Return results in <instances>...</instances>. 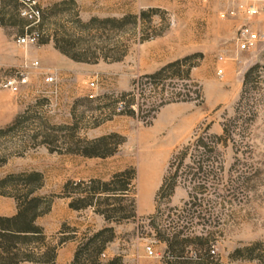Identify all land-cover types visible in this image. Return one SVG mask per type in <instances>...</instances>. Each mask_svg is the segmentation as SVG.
I'll list each match as a JSON object with an SVG mask.
<instances>
[{"label": "rangeland", "instance_id": "1", "mask_svg": "<svg viewBox=\"0 0 264 264\" xmlns=\"http://www.w3.org/2000/svg\"><path fill=\"white\" fill-rule=\"evenodd\" d=\"M37 1L44 12L40 26L44 40L57 36L58 39L79 41L80 48L90 50L94 57L110 56L106 50L116 41L121 51L127 52L121 62L100 59L98 62L86 63L91 65L92 73L77 90L57 96L53 93L47 97L49 90L43 87L36 96L31 97L28 93L29 84L22 87L21 93L17 95L18 100L23 102L19 114L29 111L28 120H23L14 132L0 137V156L3 150L21 151L23 145L27 146V150L21 156H12L0 167V181L9 176L34 172L42 175L41 182L38 181L42 188L36 195L52 200V205L50 212L37 220V225L45 230L49 240L65 224L77 230V244L84 242L85 237L113 228L112 233L104 234V238L111 241L103 252L106 258H100L103 264L108 262L110 253L116 252L120 254L115 257L119 259V264H124V255H128L130 261L141 255L146 258L147 264L158 261L160 256L163 260L164 253L154 240L149 218L157 215L159 206L161 214L155 220L157 223L163 226L181 225V218L169 209H181L188 201V190L182 186L176 189L169 201L156 199L169 162L179 148L193 139L199 128L210 125L211 132L220 135L222 124L226 123L232 129L239 128L236 140L244 141L245 144L238 154L234 153L232 145L223 147V156L216 159L217 163L223 162V185H218L223 190V197H206L217 204L205 230L214 240L212 249L218 263L260 264L232 262L230 255L238 248L258 243L262 247L255 254H264V44L256 50L240 52L236 42V33L242 25L250 24L255 30L264 31V16L251 19L222 16L237 2L250 4L248 0H133L131 9H128L132 15H138L134 13L140 8L159 10L153 17V23L149 25L138 21L134 25V21H129L120 33L113 35L99 33L95 29L83 31L78 21L89 23L93 18L120 19L124 16L113 17L100 13L83 19L78 4L73 0L53 3ZM19 4V0H0V28L6 27L8 40L4 47L9 56L16 60L14 65L0 68V80L16 76L22 71L30 79L43 77L36 74L40 66H33L34 62L20 67L24 61L22 49L31 47L24 48L16 44V38L28 25L19 16ZM150 27L157 32H164L163 37L173 38V48H178L179 59L194 54L202 55L191 60V64L197 65L191 76L203 86V102L173 103L155 113L162 99L157 87L145 81L143 85L134 86L135 81L152 74L151 69L161 66L165 61L163 58L143 59L141 51L144 43H140V39ZM227 64L234 66L233 80L224 88H211V84L222 82ZM252 68L254 72L245 87L244 102L239 109L242 88L237 87L242 85L245 74ZM44 83L49 85L45 78ZM91 83L95 87H91ZM177 83L173 80L166 82L165 97L179 90L180 87L174 86ZM0 92L13 95L9 90ZM126 94L131 95L125 97ZM131 101L135 104L133 109L138 104L143 111L139 118L120 113L124 104ZM112 114H115L112 119L107 120ZM153 116L155 119H152ZM235 118L236 122H232ZM43 125L64 128L47 131ZM45 131L53 142L50 149L29 146L28 137ZM101 139L106 140L98 144L99 152L113 155L90 158L68 153L86 150L90 147L89 143ZM126 170H134L136 179L122 206L130 214L134 201L137 216L134 220L117 225L107 223L91 208L75 211L69 207L71 198L68 196L73 195L65 193L64 187L68 183L109 181L114 175ZM186 173L183 170L180 174ZM241 174L249 179V183L238 181ZM74 196L79 198L85 193H76ZM202 228L196 229L197 234ZM147 246L154 247L156 257L146 254Z\"/></svg>", "mask_w": 264, "mask_h": 264}, {"label": "trees", "instance_id": "2", "mask_svg": "<svg viewBox=\"0 0 264 264\" xmlns=\"http://www.w3.org/2000/svg\"><path fill=\"white\" fill-rule=\"evenodd\" d=\"M158 12L159 10L156 8H149L140 11L138 15L129 14L120 19L99 20L93 18L89 23L78 21V25L83 31L95 29L94 31L99 33L116 35L125 28L129 21H134V25L138 21H141L142 24L147 22L151 25L154 15ZM43 19L44 12L42 11V21ZM95 26L97 28H94ZM163 36L164 32H157L150 27L143 33L140 43L154 41ZM53 41L57 50L79 63L98 62L100 59L121 62L127 56V52L121 51L120 44L117 41L106 50L107 53H110V56L105 54L102 57H94L90 50L80 48L81 43L79 41L66 38L58 39L57 36H54ZM110 41L112 42V40ZM47 42L49 40H44V37H42L39 45ZM197 55L202 56L201 54H194L177 59L134 82V86L140 85V83L143 85L144 81L148 84H154L160 91L162 99L160 105L154 110L155 113L164 106L173 103L203 102V86L192 79L191 76L192 70L197 67V65L191 64V60ZM253 72L254 68L250 69L243 79V88L238 103L239 109L244 102L245 87ZM168 80L177 81V85L174 86L180 88L176 93L165 97L164 95L167 93L166 82ZM130 95L126 94L124 96L128 97ZM134 105L133 101L124 104L120 113L139 118L140 113L143 111L138 104L133 109ZM28 112L18 114L10 124L0 127V137L14 132L23 123V120L27 121ZM113 115L115 114L109 116L107 120H111ZM152 119H155V116ZM232 122H236V118ZM43 126L47 131L64 128ZM238 129L236 127L232 129L230 125L228 126L225 123L222 124V133L218 135L211 132L210 125L199 128L193 139L179 148L170 160L156 199L169 201L174 196L176 189L182 186L188 190V201L181 209H169L178 218H181V225L179 223L176 226L172 224L163 226L157 223L155 220L161 214L159 206H157V215L149 218L150 226L155 234L154 240L166 246L163 256L165 264H220L211 254L214 251L212 249L214 242L212 235L205 230L209 219L213 216L217 203L214 204L206 197L210 195L217 198L223 197L221 195L223 190L219 189L218 186L223 183V162L217 163L216 159L223 156V147L227 148L229 145H232L235 154L240 153V149L245 142L236 140V137H239L238 132H236ZM47 131L28 137L29 146H45L50 149L49 147L53 142H51ZM104 140L106 139L89 143L90 147H87L86 150L69 151L68 153H76L90 158L113 155V153L105 152L103 154L99 152L98 144L104 142ZM20 149L21 151L14 150V152L3 150V154L0 156V167L4 166L12 156L23 155L27 150V146L23 145ZM183 170L187 172L185 175L180 174ZM41 179L42 175L34 172L23 176H9L0 181V196L13 198L17 204L16 215L12 217L0 216V264H56L58 250L69 242H77V230L69 228L66 224L62 225L57 235L50 240L45 230L37 225V220L48 214L52 205V200L48 201L46 198L36 195L37 191L42 188V184L39 183ZM135 179L136 172L126 170L114 175L109 181L91 180L88 183H68L64 190L68 195H73L68 196L71 198L69 207L72 210L80 211L91 208L96 215L103 217L107 223L119 225L137 217L134 201H132V212L130 214H127V209L122 206ZM240 180L249 183V179L244 178L242 174L238 177V181ZM37 182L38 184H36ZM80 190L81 192H79ZM76 193H85V196L76 198L74 196ZM198 227L203 228L197 234L196 229ZM67 231H70L71 234H68ZM112 232L113 228H110L101 230L91 237H85L84 242L78 243L71 264H103L100 261L101 255L111 241L105 239L104 234ZM261 247L262 245L258 243L238 248L230 255V260L232 262H258L264 264V254H255ZM191 248L193 250L189 251L188 249ZM105 264H119V259H113Z\"/></svg>", "mask_w": 264, "mask_h": 264}, {"label": "crops", "instance_id": "3", "mask_svg": "<svg viewBox=\"0 0 264 264\" xmlns=\"http://www.w3.org/2000/svg\"><path fill=\"white\" fill-rule=\"evenodd\" d=\"M47 3H53L60 0H43ZM78 4L80 17L83 19L91 18L100 13H107L113 17H122L127 14H132L131 9L133 0H73ZM249 3H254L255 0H248ZM146 8H140L134 14H139L140 11ZM5 28H0V68L7 67L15 64V59L9 56V53L5 50L4 44L8 42ZM173 38L161 37L154 41L144 43L141 51L143 59L156 60L159 58L165 59L161 66L151 69L150 73H154L162 66L173 62L179 57L177 56L178 48H173ZM22 55L24 54V61L20 67L28 66L33 62H38L40 69L36 72L38 76L36 79H30V88L28 93L31 97L36 96L40 90L45 87L49 92L54 93V96L63 94L65 92H71L77 90L81 86V82L90 76L92 73L91 65L86 63L75 62L71 58L62 54L56 49L53 37L49 42L40 44L37 47H31L29 49H22ZM36 75V76H37ZM49 75L56 76V83L51 85H45L44 78ZM234 78V66L227 64L225 75L222 82L219 84H211V88H224L226 84H229ZM237 88H243L242 85ZM53 95V94H51ZM23 107L22 100H18L17 96L9 95L6 92H0V127H5L10 124L15 117L19 114ZM17 213V204L11 198L0 196V216L12 217ZM58 232V231H57ZM77 242H69L61 247L57 252L56 264H71L74 260L77 250ZM161 252L164 253L166 246L160 244ZM120 256L119 253H110L109 261ZM124 264H147L145 257L139 255L136 260L130 261L128 255L123 256ZM152 264H165L161 256L159 260Z\"/></svg>", "mask_w": 264, "mask_h": 264}, {"label": "built area", "instance_id": "4", "mask_svg": "<svg viewBox=\"0 0 264 264\" xmlns=\"http://www.w3.org/2000/svg\"><path fill=\"white\" fill-rule=\"evenodd\" d=\"M21 6L19 8V16L28 23L24 32L16 38V44L20 47L28 48L39 45V41L43 37L40 30L42 24V9L39 7L37 0H19ZM223 17H244L247 19L264 16V0H255L254 3L243 4L241 2L235 3L233 8L224 11ZM237 47L240 52H250L256 50L260 45L264 44V31L255 30L250 24L242 25L236 33ZM33 66H39L38 62H34ZM221 74V71L219 72ZM45 82L49 85L56 83V76L49 75L45 78ZM30 84L29 75L22 71L18 72L16 76L6 77L0 80V91L9 90L13 95L17 96L21 93L22 87ZM91 87H95L91 83ZM53 94L47 92V97ZM146 254L149 257H156L153 246H147ZM211 254L215 255V251ZM106 255H101V260L105 259Z\"/></svg>", "mask_w": 264, "mask_h": 264}]
</instances>
